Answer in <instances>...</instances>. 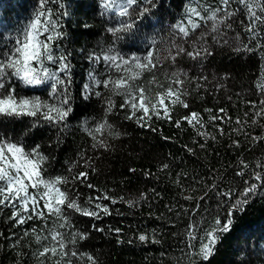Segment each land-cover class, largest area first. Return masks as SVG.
<instances>
[{"label":"trees","instance_id":"obj_1","mask_svg":"<svg viewBox=\"0 0 264 264\" xmlns=\"http://www.w3.org/2000/svg\"><path fill=\"white\" fill-rule=\"evenodd\" d=\"M139 2L143 5L144 0ZM61 3L62 9L55 3L48 6L58 13H67L59 15V31L64 35L53 45L54 55H67L70 63L72 111L64 122L66 127L43 120L33 126L36 118L29 116H0V138L24 146L25 151L39 145L40 152L47 157L46 178L68 176L69 167L72 175L87 172L83 182L64 186L70 195L78 194L82 206L89 207V197L104 194L117 200L115 204L99 201L108 205L111 214L98 220L66 209L72 228L61 231H79L86 235L74 246L69 245L80 254L66 258L72 264H92L88 256L94 258L95 264H189L186 236L189 223L204 217L203 226L208 227L221 211L209 186L215 183L220 188L232 187L239 192L245 187L244 180L256 182L251 179L253 170L264 171L256 167L258 163L264 165V139H253L264 137V115H256L264 108L260 104L264 100V25L257 24L260 34L257 39H251L245 30L249 24L247 9L239 0H231L228 11L235 13L227 21L231 28L221 24L219 31L213 33L212 22L200 20V27L183 38L174 26L181 22L187 24L186 9L214 10L221 6L219 0H152L151 11L137 20L132 31L113 33L108 29L119 28L129 18L118 16L114 10H105L101 0H61ZM38 5L39 0H0V51L4 50L5 43L14 42L9 37L21 33L31 22ZM201 15L208 16L210 12L201 11ZM217 15L223 16V13ZM204 33L208 34L200 41ZM173 43L186 51H192L194 45L207 48L210 54L195 60L181 54L172 62L165 57L169 50L175 53ZM245 45L252 51L244 50ZM149 51L160 58V63L153 72L145 71L137 83L146 85L155 74L166 84V74L178 72L185 80L183 88L189 95L184 99L189 107L177 105L172 110L171 121L153 117L150 127H141L134 119L125 118L130 110L120 107L123 97L114 95L110 88L96 81L128 75L126 68L137 71L132 58L143 61ZM104 55L122 57L129 64L125 66L117 60L116 64L122 65L117 69L111 61L103 59ZM44 66L51 71L58 67L51 62H45ZM60 75L66 78L63 73ZM50 83L25 87L16 81V91L21 97H40L53 103ZM109 98L115 107L106 112ZM218 109L225 110V120L209 122V115H224ZM191 112L200 113L204 127L193 128L187 121H181L180 127H176L175 121ZM105 121L113 134L109 135L106 129L103 134L97 133L94 140L86 129H95ZM198 130L211 135L200 137L196 134ZM99 140L108 147H93ZM233 141H238L239 146ZM201 144L205 146L201 148ZM240 161L248 164L244 177L236 176L242 167ZM88 184L94 187L89 188ZM206 191L208 197L193 214L198 198ZM125 201H133L134 205L129 206ZM11 213V207H0V264H40L41 259L44 264H53L58 257L49 255L38 259L34 255L42 250V245L50 243L38 244L30 231L32 227L39 230L44 224L31 220L15 225L10 219ZM48 224L52 226L51 220ZM141 233L148 234L149 240L140 242L137 237ZM193 243L199 247L198 241ZM197 264H264V188L250 198L243 212L234 215L231 231L217 243L214 254L207 261L197 259Z\"/></svg>","mask_w":264,"mask_h":264},{"label":"snow or ice","instance_id":"obj_2","mask_svg":"<svg viewBox=\"0 0 264 264\" xmlns=\"http://www.w3.org/2000/svg\"><path fill=\"white\" fill-rule=\"evenodd\" d=\"M230 2L231 0H219L221 6L214 10L188 7L186 9L188 13L187 24L181 22L175 25L176 32L183 38H187L190 35V31L195 32L200 27V20L211 21V32L213 33L219 31L221 24L231 28V24L227 23V21L235 13L228 11ZM239 2L247 9L249 18V24L245 30L251 34V39H257L260 34L257 24L264 25V0H239ZM50 3L59 5L61 9L64 7L61 0H39L38 8L31 22L21 33L14 37H9L14 42L10 45L5 43L3 45L4 50L0 51V116L14 118L29 116L36 118L33 126L43 120L55 126L64 125L66 127L64 122L72 111L69 92L71 84L70 63L67 55H54L53 45L64 35V33L59 31V15H67V13L54 11L52 7L48 6ZM101 5L105 10H114L120 17L129 18L128 21L121 22L119 28L108 29L113 33L132 31L136 26L137 20L142 19L151 11V6H154L152 5V0H144L143 5L140 4L139 0H119V2L118 0H101ZM136 8H139L138 12ZM201 11H208L210 15L202 16ZM218 13H223V16H218ZM193 17L199 19H193ZM207 34H202L200 41H203L204 36ZM213 39L215 40L216 37L213 36ZM260 46L258 43L257 47ZM172 47L176 49L175 53L173 54L169 50L167 57H165L172 62H175L176 58L181 54L187 55L194 60L201 58L205 53L210 54L207 48H197L195 45L192 51H186L184 47L175 43H173ZM237 50L239 51L240 49ZM244 50L252 51L247 45L244 46ZM93 58L100 59L99 57H90V59ZM103 59L111 61L117 69L122 66L121 64H116L117 60H120L125 66L129 64V61L123 60L122 57L118 56L104 55ZM132 59L135 61L137 71L132 72L131 69L126 68L125 71L130 73L128 75H122L115 80L96 81L98 85L102 83L105 88H110L114 95L123 97L120 107L130 110L125 117L126 119H134L141 127H150L149 122L153 117L171 121V113L175 106L189 107L184 99L189 93L183 88L185 80L180 78V73L166 74V84L159 81L155 74L147 81L146 85L138 84L137 81L145 71L151 73L153 69L157 68L160 58L153 51H149L143 61L138 57H133ZM45 62H51L58 65V67L55 71H51L44 66ZM61 73L66 78H61ZM93 79L95 78L93 77ZM16 81H19L25 87H35L51 82L50 96L54 102L49 103L41 100L40 97L19 96L16 91ZM173 85L177 87H173ZM85 88L87 89L88 86L86 85ZM96 95H100V93H96ZM260 104L264 105V100H261ZM114 107V101L109 98L106 112H111ZM205 111L212 112L211 109H205ZM217 111L224 115H209V122L225 120V110L218 109ZM256 115H264V108H261ZM181 121H187L193 128L197 126L200 128L204 127L203 119L200 113L197 112H191L189 115L177 119L175 121L176 127H180ZM256 122L254 119L253 123ZM237 123H240L239 119ZM106 129L109 135L113 134L111 126L106 121L98 124L95 129L86 130L95 140L96 134H103ZM234 131H240V129H235ZM219 132L221 135L224 134L222 128L219 129ZM196 134L200 137L211 135L199 130ZM115 135L118 136L119 133H115ZM211 138L213 140L216 139L215 136ZM253 139L262 140L264 137H254ZM233 144L237 147L239 146L238 141H233ZM204 146V144L200 145L201 148ZM93 147L107 148L108 145L103 140H99ZM39 149L40 146L36 145L30 151H25L24 146L0 138V207L12 208L10 219L14 221L15 225H24L31 220H38L44 224V227L39 230L36 227H32L30 230L38 244L42 241L50 242L42 245V250L34 253L38 259L50 255L51 257H58V259L53 261V264H72L71 259L66 258L76 257L80 254L69 248V245L74 246L77 240L85 239L86 235L79 231L70 233L61 231V229L72 228L70 214L66 209L98 220L103 215L111 214L108 205L101 204L99 201L101 199L109 200L112 204H115L117 200L104 194L102 197H89L87 201L89 207L82 206L79 202L78 194L70 195L64 186L75 181L83 182L87 179V172H79L72 175V168L69 167L68 176L46 178L44 165L47 162V157ZM188 151L191 152L192 149H188ZM240 164L242 167L236 172V176L244 177L248 164L245 161H240ZM163 167L167 168L168 166L164 165ZM256 167L264 169V165L260 163ZM251 179L256 182L250 183L249 180H244L245 187L239 192L232 187L227 189L220 188L215 183L209 186V191L213 192L216 197V207L221 211L217 212L208 227L203 226L206 223L204 217L199 221L189 223L186 230L189 264H197V259L207 261L214 254L217 243L221 241L225 233L231 231L234 215L237 212H243L245 206L250 202V198L257 195L258 191L264 188V171L253 170ZM87 187L93 188L94 186L88 184ZM207 197L208 192L206 191L204 196L198 198L196 206L192 210L193 214L199 210L200 202ZM120 199L123 200L122 197ZM185 199H192V197H185ZM125 202L129 206L134 205L133 201ZM49 220L52 222L51 227L48 224ZM97 230L103 231V229ZM114 231L119 233L120 229H115ZM44 232H47V235H41ZM24 235H29V231L26 230ZM137 238L140 242H146L150 237L146 233H141ZM193 241H198V248ZM153 242L158 243L155 240ZM193 249L195 250L193 251ZM192 257L196 259H192ZM87 259L92 264H95L93 257L88 256ZM40 264H44L43 259L40 260Z\"/></svg>","mask_w":264,"mask_h":264},{"label":"rangeland","instance_id":"obj_3","mask_svg":"<svg viewBox=\"0 0 264 264\" xmlns=\"http://www.w3.org/2000/svg\"><path fill=\"white\" fill-rule=\"evenodd\" d=\"M31 191V190H30Z\"/></svg>","mask_w":264,"mask_h":264}]
</instances>
